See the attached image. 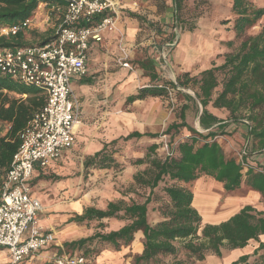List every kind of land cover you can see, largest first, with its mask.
Wrapping results in <instances>:
<instances>
[{"label": "trees", "instance_id": "1", "mask_svg": "<svg viewBox=\"0 0 264 264\" xmlns=\"http://www.w3.org/2000/svg\"><path fill=\"white\" fill-rule=\"evenodd\" d=\"M68 1L0 0V28L32 18L43 2L65 4ZM184 1L173 0L177 21ZM232 11L235 14V38L241 41L236 50L224 54L221 64L206 68L195 76L184 72L177 82L160 81L157 74H152L155 83L141 87L127 97V102L131 103L149 96H167L168 89L172 88L186 102L178 107L177 120L168 125L166 132L173 136L186 128L191 135L175 147L167 143L166 154L162 157L156 153L159 145L152 143L146 157L132 160L134 165L148 163L149 167L134 173L133 183L124 191H117L115 199H110L105 206L89 205L82 213L75 214L71 221L80 225L96 221L99 228L88 236L66 242L67 248L80 251L91 260L100 254L99 246L110 245L120 251L131 245L142 232L143 250L134 256L132 264H164L167 257L177 256L181 250L188 258L202 261L208 253L222 257L224 249H242L254 240L258 245L252 253L242 254L229 264H264V240L260 239L264 235V211L246 204L226 220L204 223L194 206L195 194L188 186L205 175L221 183L225 193L245 186L264 198V166L256 169L251 164L253 161L259 164L253 157L256 152H264V23L256 33H248L249 29L264 22V7L251 0H232ZM131 16L144 20L139 14ZM25 30L17 35H0V50L33 44L28 41ZM155 31L158 32V28ZM54 38L52 31L41 36L36 44H45ZM228 44L232 46L234 41ZM178 86L192 88L195 97L178 90ZM45 101L42 89L0 72V186L21 144V131ZM194 111L199 116L202 130L188 122ZM231 126L245 127L246 136L242 139L245 153L241 160L229 155L218 140L222 135L231 134L228 131ZM145 137L155 139L159 134L136 130L105 143L100 151L85 158V174L122 166L114 156L118 152L115 149L117 143ZM137 186L145 189V195L140 201H129L127 193L135 192ZM151 211L160 216L155 224L151 223ZM106 219L116 220L119 225L105 229ZM173 264H185V261L176 260Z\"/></svg>", "mask_w": 264, "mask_h": 264}, {"label": "built area", "instance_id": "2", "mask_svg": "<svg viewBox=\"0 0 264 264\" xmlns=\"http://www.w3.org/2000/svg\"><path fill=\"white\" fill-rule=\"evenodd\" d=\"M47 18L56 19L55 38L45 44L0 50V72L43 90L46 101L36 110L20 133L21 144L0 186V247L7 248L11 264H25L26 257L54 243L55 234L40 223L42 206L32 195L35 168L47 169L76 141L82 123L81 108L72 86V77L88 75L87 58L92 43L102 42L107 32L118 31L117 0H69L65 4L43 2ZM33 17L3 26L0 35H17L28 28ZM174 37L155 44V63L172 78V52L178 43L177 19ZM117 64L132 69L129 47L119 34ZM184 91V88L177 87ZM171 93V92H170ZM163 138H166L163 135ZM165 141V140H163ZM167 143L164 149H167ZM245 153L241 151L240 157ZM240 159V158H239ZM56 264H92L82 254H63Z\"/></svg>", "mask_w": 264, "mask_h": 264}, {"label": "crops", "instance_id": "3", "mask_svg": "<svg viewBox=\"0 0 264 264\" xmlns=\"http://www.w3.org/2000/svg\"><path fill=\"white\" fill-rule=\"evenodd\" d=\"M117 1L119 2L118 31L107 32L102 42L92 43L87 58L88 75L84 78L72 77V86L80 104L82 119V123L77 128L75 144L67 149L60 159L52 161L47 169L39 166L35 168L31 187L32 195L39 199L42 206L38 213L39 223L45 229L54 232L55 241L41 251L26 257L25 264H50L53 258L63 254L61 251L66 242L86 236L84 233L86 225L71 221L75 214L82 213L84 208L92 205L93 190L83 189L85 181L83 168L86 157L100 151L105 143L132 131L159 134L166 126L167 114L160 96H149L126 105L127 97L135 94L139 88L149 85L153 81L151 75H156L155 62L152 59L154 49L151 39L146 38L147 23L144 14L148 9L151 13H156L154 14L157 15L156 19H160L161 15L156 12L155 5L151 6L150 0ZM131 14H139L144 20L132 17ZM55 25L56 19L49 21L47 10L39 9L33 16L30 27L26 29L35 31L38 36L28 41L33 44L38 43L41 36L54 31ZM121 31L129 47L130 61L135 65L134 71L117 64ZM179 40L181 43L182 38L180 37ZM213 111L216 113V110ZM194 123L199 130H202L199 116ZM228 131H231L230 135H222L218 139L224 150L229 149L223 144L222 140H225V137H231L235 142V140L241 141L244 135L246 136L244 126L232 127ZM253 158L264 164L263 151L256 152ZM94 174L96 175L97 172L94 171ZM81 184L83 186H79ZM254 194L250 196L253 197ZM242 202V199L227 200L224 208L226 215L233 213L224 220L238 212L242 206L235 210ZM194 206L197 208V205ZM142 237V232H139L135 239L140 253L143 250ZM1 248L0 251L7 250L9 254L0 258V264H11L9 250ZM247 253L249 252H242L237 258Z\"/></svg>", "mask_w": 264, "mask_h": 264}, {"label": "rangeland", "instance_id": "4", "mask_svg": "<svg viewBox=\"0 0 264 264\" xmlns=\"http://www.w3.org/2000/svg\"><path fill=\"white\" fill-rule=\"evenodd\" d=\"M251 1L257 6L264 7V0ZM150 3L151 6H156V12L161 15L160 19H156L155 17L157 15H154L156 13H151L148 9V12L144 14L147 23V25H145V34L147 39H151L153 47L152 49H154L152 59H154L155 62L156 51L154 48L155 44L153 42L155 41V43L158 42L161 44L174 37L172 30L175 25L174 21L176 20V12L173 0H150ZM38 11L39 10L37 9L33 16H35L36 12ZM178 16L179 30L177 37L178 40L181 37L182 41L181 43H179L180 40L178 41L179 45L177 43L172 52L171 75L173 77L169 78L168 74H163L162 71H159L155 63L156 74L160 81L164 80L177 82L178 76L184 72H189L191 76L198 75L206 68L221 64L224 61V54L226 52L236 50L239 47L241 40L235 38V32L233 30L235 14L232 11V0H185L179 9ZM162 18L164 19L162 20ZM227 19H229V22L225 23L224 21ZM262 23L264 22H261L259 25L249 29L248 33H256L261 28ZM154 25H156L155 30L158 28V32L154 30ZM191 28L194 29L191 31ZM24 32L25 35H27L28 40L34 39L38 36V33H35V31L32 30H25ZM231 40L234 41L232 46L228 44V42ZM131 64L133 68L127 69L134 71L135 65L132 62ZM77 83L78 82H76V84ZM153 83L155 82L152 81L149 83V85ZM168 92L169 94L167 96H160L165 105L167 121L165 128L160 131L158 138L151 139L145 137L142 139H133L126 142L120 140L115 147V149H118V152L114 154L117 160L122 164L120 167L95 170L97 172L96 175L94 174V171H91L88 175L85 174L83 168V175L85 177L83 189L86 191L93 190L91 201L92 205L100 207L105 206L110 199H115L117 191L122 192L133 183L134 173L142 172L149 167L148 163L134 165L132 160L140 157H146V155L150 152L149 148L152 143L159 145L158 152L156 151V153H159V155L162 157L166 154V149H162L166 143H168L171 147H175L180 141L186 140L189 135H191V133L186 128L180 129L178 132L174 133L173 136H171V134H167L166 129L168 125L177 120V109L181 106V103L184 102V98L175 94L172 88H169ZM184 92L195 97V92L192 88H186ZM128 104L129 102L126 101V105ZM118 112L120 113L121 111ZM196 115V111L191 113V115L188 117V122L194 123L197 118ZM163 135H165L166 138H163ZM222 141L225 147H229V149L227 148L226 150L229 155L236 156L241 160L240 153L243 149L244 142H242V140L241 142L236 140L234 142L231 137H225V140ZM251 164H253L256 169L260 168L261 165L264 166V164H257L255 161L251 162ZM244 167L243 173L245 174L247 166L245 165ZM206 183L212 184V186L208 185L206 186L207 188L203 189L205 186L204 184ZM79 186H83V184ZM188 186H190L194 194H198L197 187H202L199 193L200 196L204 194H208L209 197H212V195L217 196L214 201V216L207 217L206 214L197 207L203 217L204 223H218L232 214L233 212L229 215H226V212L224 211L225 204L229 199H235L236 201H240V199L243 200L242 204L235 211L246 204H251L256 209L264 211V198L258 195L256 192L254 194L253 191L245 186L236 191L225 193L221 183L219 184L213 178L205 175L201 176L197 181L190 183ZM137 188L138 189L135 190V192L127 193L126 196L129 201L130 199L140 201L142 195H145L146 191L143 187L137 186ZM252 193L255 196L251 197L250 195ZM153 205L157 204L154 203ZM150 217L152 224H155L160 220V216L156 211H151ZM105 223L107 227L105 229L108 230L119 225L116 220L106 219ZM97 228H99V223L94 221L91 224L86 225V230L84 233L86 236H88L92 234ZM260 239L264 240V235H262ZM141 243H143V237L141 238ZM256 245H258V243L252 240L243 250L234 251L224 249V255L222 257H218L214 253H208L206 258L202 261L195 260L194 257L188 258L185 252L181 250L177 256L167 257L164 260V264H173L176 260L185 261V264H229L233 260L237 259L238 254H241L242 252L252 253ZM3 248L4 247L1 249ZM98 249L100 250V254L91 260L88 259L92 264H132L134 256L140 253L138 243H135V241L129 246L122 247L120 251L115 250L114 247L110 245H106L104 247L99 246ZM61 252L63 254L81 253L80 251H76L72 248H67L65 245ZM8 254L9 253L7 250L0 251V258H4L5 256H8ZM55 260L56 258H53L50 264H56Z\"/></svg>", "mask_w": 264, "mask_h": 264}, {"label": "bare ground", "instance_id": "5", "mask_svg": "<svg viewBox=\"0 0 264 264\" xmlns=\"http://www.w3.org/2000/svg\"><path fill=\"white\" fill-rule=\"evenodd\" d=\"M219 183V182H218ZM220 184V183H219ZM208 185H211L212 186V184H209V183H206L205 184V186H204V188L203 189H205V188H207L206 186H208ZM215 186V185H214ZM221 186V185H220ZM216 187H218V186H216ZM197 191H198V194H196L195 193V202H194V204L195 205H197V207L198 208H200L205 214H206V216L208 217V216H210V217H212V216H214L215 215V212H213L214 211V209H215V204H214V201H215V199H216V197L217 196H214V195H212V197H209L208 196V194H204V195H202V193H201V195L202 196H200V191H201V189H202V187H197ZM221 190V189H220ZM208 191V190H207ZM215 193V192H214ZM217 194V193H216ZM202 198H200V197ZM239 207V206H238ZM234 208V207H233ZM236 208V207H235ZM228 210V209H227ZM225 211V210H224ZM226 214H227V212H226Z\"/></svg>", "mask_w": 264, "mask_h": 264}, {"label": "water", "instance_id": "6", "mask_svg": "<svg viewBox=\"0 0 264 264\" xmlns=\"http://www.w3.org/2000/svg\"><path fill=\"white\" fill-rule=\"evenodd\" d=\"M202 114V106L200 105V115Z\"/></svg>", "mask_w": 264, "mask_h": 264}]
</instances>
